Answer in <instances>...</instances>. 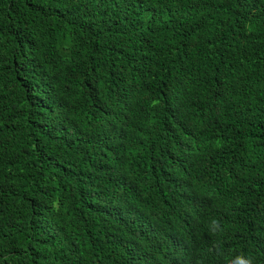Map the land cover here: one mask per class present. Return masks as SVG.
I'll use <instances>...</instances> for the list:
<instances>
[{
  "label": "trees",
  "instance_id": "16d2710c",
  "mask_svg": "<svg viewBox=\"0 0 264 264\" xmlns=\"http://www.w3.org/2000/svg\"><path fill=\"white\" fill-rule=\"evenodd\" d=\"M264 264V0H0V264Z\"/></svg>",
  "mask_w": 264,
  "mask_h": 264
},
{
  "label": "clouds",
  "instance_id": "9594fccd",
  "mask_svg": "<svg viewBox=\"0 0 264 264\" xmlns=\"http://www.w3.org/2000/svg\"><path fill=\"white\" fill-rule=\"evenodd\" d=\"M226 264H253L251 258L245 257L243 255H238L226 262Z\"/></svg>",
  "mask_w": 264,
  "mask_h": 264
}]
</instances>
